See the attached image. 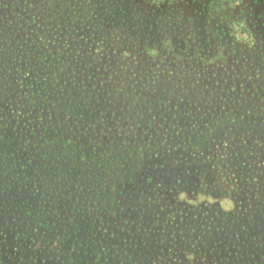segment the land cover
<instances>
[{
  "label": "rangeland",
  "instance_id": "rangeland-1",
  "mask_svg": "<svg viewBox=\"0 0 264 264\" xmlns=\"http://www.w3.org/2000/svg\"><path fill=\"white\" fill-rule=\"evenodd\" d=\"M104 1L108 8L99 6L96 0H84L83 6L77 7L80 8L78 10L66 8L61 14L62 11L60 13L46 9L37 16L38 27L54 35L52 38L56 46L54 51L61 47L60 53L72 51L70 62L73 68L67 69L70 79L78 85L88 86L84 95L85 104L88 105V109L91 102L94 108L96 106V117L76 115L73 120L66 118L68 114L64 107L59 110L62 120L60 118L61 121H58L57 117H53V123L58 124L60 129H68L83 150L91 152L90 147L94 145L102 151L108 136L115 133L121 140L127 136V140H132L137 147L145 141L142 137L150 140V144L155 140L153 138L155 132L147 127L148 123L144 122L145 120L152 118L153 123L157 121V127L163 131L164 137L168 136L171 128L165 125L163 117L171 119V116H177L176 120H172L176 128L189 124L193 125V128L203 125L200 129H205L208 126L203 124L204 120L199 123L201 119L195 117L201 114L208 116L216 108V99L227 98L238 104L233 109V106L231 107L233 110L231 115L223 114L225 116L223 120L220 118L212 122L213 130L212 126L208 128L217 134L212 138L213 146H220L227 140H233L238 143L239 149L246 145L248 163L251 165L263 163L264 0H238L235 5H228L223 0L224 4H219V0ZM0 2L7 5L11 0ZM92 3L98 11L95 16L97 20L95 18L94 23L85 24L81 16L90 9ZM49 11L56 14L54 20L60 26L66 19L65 12L73 16L72 20L66 23L75 29L73 36L76 41L72 46L64 47L61 41H57L61 33L58 29L51 28ZM42 15H45L44 18ZM97 21H103L105 24L100 35H96L98 29L102 28L97 26ZM93 34L98 41H91ZM125 40L128 41L123 44L122 41ZM81 42L84 43L86 51L90 47L88 49L90 54L76 51L78 47L74 46L80 45ZM112 43L118 44V48L111 49ZM51 46L52 43L46 44L47 48L44 51H49ZM91 54L98 57L95 66L90 62ZM62 58L67 60L68 57L62 55ZM53 64L56 62H52L49 67L52 68ZM81 67H92L97 71L90 77ZM86 77L90 79L84 84ZM94 81L99 82L103 89L96 90L92 85ZM75 98L78 96L75 95ZM9 107L7 104L5 110ZM222 109L226 112L230 108L225 105ZM151 112L156 114L155 118L151 117ZM191 115H194L192 119ZM92 116L94 118L88 119ZM222 122L225 126L219 127V123ZM7 129L8 132L3 134L5 139L0 140V144L9 142L11 136L18 134L14 128ZM63 132L56 134L52 131L51 135L57 138ZM43 135H46V132ZM168 138L167 145L170 143ZM18 147L24 149L23 146ZM33 148L28 147L31 151ZM214 151L212 147L207 149L211 156H216ZM9 154L11 155V152ZM28 162H34V165L30 166ZM156 162L145 158L146 175H160L159 171L162 168L154 172L157 169ZM21 163L22 168L25 163V168L21 173V180L18 177L14 183L15 190L11 191L4 187L5 190L0 191V264L211 263L209 248L206 249V246L201 244L198 246V241L188 243L189 245L179 241L174 245L177 253L175 255L158 256L159 250H155V247L160 238L155 240V234L150 238L154 240L141 242L139 247H135V244L141 241L139 238H149L142 235L140 225L138 226V221L146 224L149 218L138 220L134 211L129 213L122 208H117V212L114 213L116 207L112 206L109 212L105 204L101 203L107 196L89 188L87 183L80 185L76 182L70 186L65 181L66 177L55 178L52 177L53 174L47 172L50 183L46 186L43 180L36 181L40 179L36 177L35 165L38 161L26 158L25 162L21 160ZM162 165L166 168L167 164ZM263 166L264 164L260 168ZM261 170L263 168L258 172ZM250 172H253L251 168L245 167L242 170L245 175ZM240 174L233 175L239 184L247 178L242 175L240 177ZM2 176L7 178L5 173ZM207 177L209 178L201 176L204 180H207ZM142 178L136 172L135 181L142 184ZM212 180H215L211 182L214 191L219 189L218 185L230 189L220 176L213 177ZM185 189L175 191L169 189L168 197L173 201H186L193 205L215 203L225 210H232L237 198L231 194L222 196L218 193L209 196L205 189ZM256 190L258 199L264 191V185ZM128 192L134 194L132 205L135 209H138L139 199L144 203H150V207L154 206L149 198L150 188L146 183L139 189L129 183L124 193ZM119 197L122 198V195ZM246 209L252 210L254 207L249 206ZM173 211L171 208L168 215L170 219L177 214V211ZM161 212L165 214L164 210ZM254 213L258 215V206L255 207ZM70 222L81 226L83 231L75 232L74 225ZM156 225L158 224L155 223L151 230ZM174 225L178 226L177 223ZM88 230L90 231L87 232ZM19 233L22 235L24 233V238H17ZM173 235H176L174 237L176 239L180 237L183 241L186 240L184 234L178 236L175 233L170 236ZM89 247L93 249L90 250ZM242 247H245L244 243ZM140 249L143 253L139 251ZM196 249L197 253L193 252ZM86 252L90 256H85ZM238 261L243 264L249 262L239 257ZM258 263L264 264V257L262 260L259 258Z\"/></svg>",
  "mask_w": 264,
  "mask_h": 264
},
{
  "label": "trees",
  "instance_id": "trees-1",
  "mask_svg": "<svg viewBox=\"0 0 264 264\" xmlns=\"http://www.w3.org/2000/svg\"><path fill=\"white\" fill-rule=\"evenodd\" d=\"M96 1H98L99 6L108 8L104 0ZM223 1L228 5H235L238 0ZM223 1L219 0L218 3L224 4ZM83 2L84 0H41V2H37V0H11L7 5L0 2V96H2L0 98V140L5 139L3 134L8 132L7 128H14L18 132L9 138V142L0 144V191H4V187L11 191L15 190L14 183L17 182L18 177L21 180V173L24 172L23 168H25V163L22 168L21 160L24 162L26 158L36 160L38 161L35 165L36 177L40 178L36 179L37 182L43 180L47 186L50 183L47 176V172H49L55 178L66 177L65 181L70 186L76 182L80 185L87 183L89 188L107 196L106 199H102L101 203L105 204L104 206L109 212L112 206L116 207L114 213L117 212V208H122L129 213L134 211L135 218L138 220L149 218L146 224L138 221L142 235L149 236V238H139L141 241L135 244V247H139L141 242L154 240L150 238L151 235L155 234V240L160 238L157 247H155V250H159V253L158 251L155 252V254L158 253V256L160 254H177L174 245L179 241L187 245L198 241V246L201 244L206 246V249L209 248L208 252L212 256L209 264H241L242 262L238 261V257L248 260L249 262L246 264H259V258L262 260L264 257V191L257 199L256 189L264 185V166L262 167L263 170L258 172L259 169H262L260 166L264 164V161L252 165L250 162L248 163L246 145L239 149L238 143L233 140H227L226 143L214 147L212 138L217 134L208 129L212 126L213 130L212 122L218 121L220 118L223 120L225 118L223 114L231 115L233 112L231 107L233 106L232 109L235 108L238 103L235 104L236 102L229 101L230 99L227 98L216 99V108L211 114L208 116L201 114L199 117H195L198 120L201 119L199 123L204 120L203 124L208 126L205 129H200L203 125L193 128V125L190 126L189 124L182 128H176L172 120H176L177 116H171V119L163 117L162 120L165 121V125L171 128L168 131L169 138L168 136L164 137L163 131L158 129L157 121L153 123L152 118L145 120L144 122L148 123L147 127L155 132L153 134L155 140L151 144L150 140L142 137L145 141L136 147L132 140H127V136L121 140L115 133L110 137L108 136L102 151L91 145L92 153L83 150L75 138H72L73 134L68 129H60L58 124L53 123V117H57L58 121L62 120L59 110L64 109V107L68 114V116L64 114L66 118L73 120L76 115H94L96 117V106L94 108V104L91 102L90 109H88V105L85 104L84 95L88 86L78 85L70 79V73L67 69L73 68L70 62L72 51L66 50L67 53H60L59 50L62 47L54 51L56 49L52 39L54 35L52 36L38 27L37 16L44 13L42 11L46 9H53L60 13L62 11L61 14L66 8L78 10L80 8L77 7L83 6ZM93 3L90 9L81 16V19L86 22L85 24L95 22L94 19L98 11H96ZM49 12L51 28L58 29L61 33L58 35L57 41H61V45L64 47L66 45H68L67 47L72 46L76 41L75 36H73L75 29L66 23L72 20L73 16L67 15L68 13L65 12L66 19L62 21V26H60L54 20L56 14ZM44 16L42 15L43 18ZM97 22L100 24L96 23L98 27L103 28L105 26L103 21ZM102 28L98 29L96 35L102 34L104 30ZM91 41H98L94 34L91 35ZM127 41H122V43L126 44ZM48 43H52V46L49 51H44ZM79 44L74 46V48L78 47L76 51L90 54L88 50L90 47L86 51L85 46H83L84 43ZM116 47L118 48V44L112 43L111 49ZM62 55L68 57L67 60L63 59ZM89 57L88 55L87 61H89ZM97 58L96 54H91L90 62L93 63V66L98 63ZM52 62H56V64L50 68ZM81 68L90 77L95 75L97 71L95 68L93 70L92 67ZM90 77L84 79L86 82L84 84L89 82ZM92 82L91 79L90 83ZM92 85L96 90L103 89L97 81H94ZM70 94L72 96H69ZM75 95L78 98H75ZM7 104L10 107L5 110ZM224 104L230 108L226 112H223L222 109ZM58 113L59 115H57ZM154 115L156 114L151 112V117L155 118ZM94 116L88 119H92ZM193 117L194 115H191V119ZM208 122L212 124H208ZM65 124L67 125V123ZM223 126H225L223 122L222 124L219 123V127ZM52 131L56 134L64 132L60 133L59 137L54 138V135H51ZM45 132L46 135H43ZM164 138L165 140H162ZM167 138L170 140L169 145L166 144ZM175 138L177 141H174ZM219 139H221V135H219ZM48 142L51 143L48 144ZM19 145L23 146L24 149L21 150ZM29 146L34 147L33 151L28 149ZM210 147L215 150L216 156L208 154L207 149ZM145 158L151 159L153 162L157 161L155 166L157 169L154 172L162 168L159 171L160 175H146ZM163 163L167 164L165 165L166 168L162 165ZM27 164L31 166L34 165V162ZM245 167L251 168L253 172L247 173V175L243 174L242 170ZM16 172L19 174L17 175ZM136 172L143 177L142 184L135 181ZM4 173L7 174L6 179L2 176ZM238 173H241L240 177H247L240 184L237 182V178H233V175ZM201 176H209V178L207 177L208 181L202 179ZM219 176L230 186V189L218 185L219 189L214 191L211 182L215 181L212 180L213 177ZM129 183L137 189L146 183L150 188L149 198L154 206L150 207V203H144L139 199L137 201L139 203L138 209H135L132 205L135 198L134 194L124 193ZM26 184L28 183L26 182ZM181 188H186L185 190L205 189L207 190L205 193L209 196L218 193L222 196L231 194L237 198L232 210H225L215 203L193 205L186 201H173L168 197L169 189L175 191ZM119 195H122V198ZM249 206H253L254 209L247 210L246 208ZM257 206L259 219L254 213ZM171 208L177 211L172 219L168 217ZM163 210L165 211L164 215L161 212ZM142 211L147 213L144 214ZM70 223L74 225L73 222ZM155 223L158 225L153 228V231L151 229ZM176 223L178 226L174 225ZM89 229L91 230V228ZM73 230L77 233L83 231L78 224L74 225ZM175 233L178 236L184 234L186 240L183 241L180 237L174 238L176 235L170 236ZM24 235V233L23 235L19 233L17 238L21 239ZM243 243L245 247H242ZM91 247H89L90 250L93 249ZM169 247L171 249L168 250ZM198 249L193 252L198 251ZM139 251L143 253L141 249ZM86 253L85 256H90L88 252Z\"/></svg>",
  "mask_w": 264,
  "mask_h": 264
}]
</instances>
